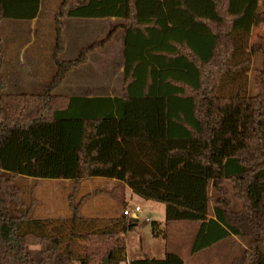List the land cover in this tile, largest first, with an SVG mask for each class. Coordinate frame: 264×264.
I'll return each instance as SVG.
<instances>
[{"label":"trees","instance_id":"16d2710c","mask_svg":"<svg viewBox=\"0 0 264 264\" xmlns=\"http://www.w3.org/2000/svg\"><path fill=\"white\" fill-rule=\"evenodd\" d=\"M260 2L62 0L54 18L51 83L41 95H13L0 82V264H122L125 235L138 219L123 215L120 232L87 233L80 256L46 232L51 221L34 218L38 182L68 181L77 188L96 178L164 203L168 224H198L192 254L238 238L246 247L229 264H264V45L251 47L262 57L253 72L256 93L245 95L240 87L222 96L225 81L252 66L240 56L254 28L264 25ZM40 6L41 0H0V74L2 22L33 21ZM65 19L121 22V96L55 94L110 41L63 61ZM23 181L33 184L28 194ZM81 204L71 206L74 224L84 222ZM153 230L161 235L158 225ZM130 264L184 262L167 254Z\"/></svg>","mask_w":264,"mask_h":264},{"label":"rangeland","instance_id":"374dc122","mask_svg":"<svg viewBox=\"0 0 264 264\" xmlns=\"http://www.w3.org/2000/svg\"><path fill=\"white\" fill-rule=\"evenodd\" d=\"M62 0H44L41 20L34 31H27L28 21L5 20L1 25V32L5 44L4 66L0 74V82L7 87L6 92L11 94H42L51 83L56 74V67L52 61L55 48L54 18L58 12ZM261 9L264 10V0H261ZM83 21L81 19H65L63 38L67 49L63 58L67 61L78 59L83 48L91 43L105 41L110 37V44L104 51L111 57L109 61L102 59V65H96L92 60L87 64L76 67L66 78L64 84L55 92L56 95H72L71 85L78 83L80 79L87 81L94 71V80L87 91L95 94H122L123 76L120 68L123 64L124 31L118 29L117 21H90L91 32L81 33V28L70 29L72 23ZM78 37H84L83 42L78 43ZM30 48L25 50L24 64H19L18 57L25 43H30ZM264 45V25L254 28L245 49L242 59L249 57L252 66L246 69L239 77L228 78L224 83L223 97L236 92L240 87L245 90V95L256 93L253 72L260 68L262 57L255 54L251 47ZM20 53V54H19ZM19 54V55H18ZM95 57V56H94ZM92 57V58H94ZM26 58V59H25ZM31 59V61L29 60ZM33 61L35 66L29 65ZM109 63V64H108ZM96 65V66H95ZM110 66V67H109ZM119 70V73H118ZM106 72V75L104 73ZM37 79L42 80L35 90L27 89L20 82L31 78L35 73ZM101 73V74H99ZM22 76V77H21ZM108 78V80L106 79ZM20 80V81H19ZM31 81L24 83L29 84ZM109 83L107 93L98 90V86ZM89 86V85H88ZM109 181V182H108ZM25 191L32 187V182H24ZM90 195V196H89ZM121 188L110 180L96 178L82 181L78 187L68 181L43 180L37 183L35 198L38 201L34 218L42 221L49 220L52 223L45 229L48 234H57L64 241V247H70L72 251L82 256L85 253L84 237L89 232H120L118 221L125 210L133 211L139 206L142 212L138 215V225L125 235L126 250L121 255L122 264H130L145 258L164 260L167 254L179 256L184 264H229L238 257L246 247L245 241L232 238L210 248L206 251L192 254L199 225L196 223H171L166 222V205L155 201L145 200L140 196L132 195L131 203L127 206L121 204ZM88 196V197H87ZM84 197H87L81 204ZM28 200V197H26ZM81 204L80 214L84 222L72 223V205ZM147 219L150 222H147ZM159 226L161 235L154 234V225ZM107 261V260H106ZM82 264V263H77ZM110 264V261H109Z\"/></svg>","mask_w":264,"mask_h":264},{"label":"crops","instance_id":"0c3cea01","mask_svg":"<svg viewBox=\"0 0 264 264\" xmlns=\"http://www.w3.org/2000/svg\"><path fill=\"white\" fill-rule=\"evenodd\" d=\"M43 3H44V0H41V6H40V12H39V14H38V17L35 19V20H33V21H28L29 22V25L27 26V31H29V33L31 32V31H34L35 29L34 28H36L37 26H38V24H39V22H40V20H41V16H42V12H43ZM82 20V19H81ZM90 21L91 20H83V21H79V22H82V23H78V22H75V23H72V25H71V27H70V29H76V28H81V33L82 34H84V32H91L93 29L91 28V25L89 24L90 23ZM94 21H98V20H94ZM99 21H105V20H99ZM110 21H112V22H114V21H117V20H115V19H112V20H110ZM117 22H119L118 24H120V21H117ZM64 29H65V23H64ZM124 39H125V34H124ZM63 40H64V38H63ZM83 40H84V37H78V43H82L83 42ZM64 42H65V40H64ZM31 41H30V43H25V44H23L22 45V47L20 48V50H22V52H21V54H20V56L18 57V60H19V64H24V57H26V54L24 53V51L25 50H28L29 48H30V45H31ZM93 43H91L90 45H88V46H86V48H88L89 46H91ZM110 44H112V42H108L103 48H101V49H98L97 51H95L94 53H91L89 56H88V58H87V61L84 63V64H87V62H90V61H92V60H94L95 61V63H96V65H102V63H101V61H102V59H104V60H106V61H109V59L111 58V57H109L108 55H107V52L106 53H104V51H101V50H105L106 48H108V46L110 45ZM55 46H56V43H55ZM65 51H66V49H67V44H66V42H65ZM86 48H83L82 50H81V52L84 50V49H86ZM54 50H55V48H54ZM54 50H53V53H54ZM107 50V49H106ZM65 51L61 54V56H60V58H61V60H63V61H67V60H65L64 58H63V55H64V53H65ZM81 52H80V55H81ZM18 54V55H19ZM80 55H79V57H80ZM95 56V57H94ZM78 57V58H79ZM92 57H94V58H92ZM26 59V58H25ZM112 59V58H111ZM30 61H31V59H29ZM77 60V59H76ZM52 61H53V56H52ZM71 61H75V60H71ZM68 62V61H67ZM100 63V64H99ZM109 64V63H108ZM29 65H31V66H35L36 65V62L35 61H33L32 63H29ZM95 65V66H96ZM110 67V66H109ZM73 71V70H72ZM71 71V72H72ZM70 72V73H71ZM123 72H124V47H123V64H122V66H121V68H120V73H119V70H118V73L120 74V75H122L123 76ZM69 73V74H70ZM94 71L89 75V78H88V80L89 81H87V80H83V79H80V81L78 82V83H75V84H72L71 86V89H72V95H58V96H66V97H85V98H95V97H116V96H113L112 94H102V93H100V94H93V93H91V92H89V91H87V88H86V86L88 87V88H91V83L93 82V78H94ZM104 73H105V75H106V72L104 71ZM68 74V75H69ZM99 74H101V73H99ZM55 76V75H54ZM53 76V77H54ZM22 77V76H21ZM23 78V80L22 79H20L19 81L22 83L21 85H25L26 86V88L27 89H30V90H35L36 88H38V86H39V83L41 84L42 83V80L40 79L39 80V78L37 79V75H36V72L35 73H32L31 74V78L30 79H27V80H25V77H22ZM107 80H108V78H106ZM29 81H31V83H29V84H24V83H27V82H29ZM109 83H105V85H100L99 84V86H98V90H102L103 92H105V93H107V91H108V88H109V85H108ZM89 85V86H88ZM4 87H5V93H7L6 92V90H7V87L4 85ZM40 87V86H39ZM108 93H109V91H108ZM7 94H11V93H7ZM29 94V93H28ZM13 95H16V94H13ZM29 95H41V94H29ZM121 96V95H120ZM109 182V181H108ZM112 182H114V183H116L115 181H112ZM121 188V196H123V195H125L126 196V203H127V206L129 205V203H131V199H132V195H134V193L128 188V187H126V188H122V187H120Z\"/></svg>","mask_w":264,"mask_h":264},{"label":"built area","instance_id":"2783aa9c","mask_svg":"<svg viewBox=\"0 0 264 264\" xmlns=\"http://www.w3.org/2000/svg\"><path fill=\"white\" fill-rule=\"evenodd\" d=\"M142 212L141 208L139 206H137L133 211H129L128 209L125 210L123 212V215L126 216V217H137L138 219V215ZM147 222H150L148 219H147Z\"/></svg>","mask_w":264,"mask_h":264},{"label":"water","instance_id":"95a60500","mask_svg":"<svg viewBox=\"0 0 264 264\" xmlns=\"http://www.w3.org/2000/svg\"><path fill=\"white\" fill-rule=\"evenodd\" d=\"M134 219H137V217H133ZM105 264H109V259L106 261Z\"/></svg>","mask_w":264,"mask_h":264}]
</instances>
